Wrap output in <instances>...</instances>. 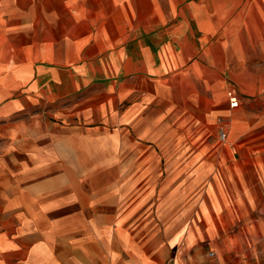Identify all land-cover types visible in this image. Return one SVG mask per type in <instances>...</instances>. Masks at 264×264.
Segmentation results:
<instances>
[{"label":"crops","instance_id":"0c3cea01","mask_svg":"<svg viewBox=\"0 0 264 264\" xmlns=\"http://www.w3.org/2000/svg\"><path fill=\"white\" fill-rule=\"evenodd\" d=\"M166 84L186 124L264 135V0H0V264H181L205 233L264 228V167L224 194L209 147L178 176L141 141Z\"/></svg>","mask_w":264,"mask_h":264},{"label":"rangeland","instance_id":"374dc122","mask_svg":"<svg viewBox=\"0 0 264 264\" xmlns=\"http://www.w3.org/2000/svg\"><path fill=\"white\" fill-rule=\"evenodd\" d=\"M243 10H245V7ZM170 90L171 84H166V90L159 91L157 107L159 112H165L166 114L167 110H171L169 111L171 112L169 122L151 133H143L141 141L144 144L147 143L153 146V154L159 157L158 160H160V157L163 158L166 154L171 153V173L180 171L177 175L181 176V173H184L188 167H192L191 174L198 175L195 168L197 165L202 164L198 161L203 157L204 150L209 147V151H213L215 155L220 156V162L218 161L217 166H210L209 171L213 172L212 176L214 178L211 182L213 184L214 182L218 183V187L224 191V194H230L234 188L240 186V180L231 181V177L237 174L236 171L239 167L237 165L249 167L251 169H248L250 174L256 168L264 167V148L257 147L262 144H259V142L255 144L253 141L254 138H264L262 128L255 130L256 126L251 129H247V126H245L244 130H231L229 129L230 126H226L228 133L225 131L226 138L221 141L218 137L219 130L224 126L220 118L221 115L212 117L209 122L205 117L199 116L197 119L193 118L192 124H186L183 116L184 109L181 107L183 103L178 104V102L171 100ZM228 91L238 94L234 87H230L226 93ZM181 100L183 101V99ZM254 109L256 110L254 112L263 110L264 102H261V105L254 107ZM247 112L249 114L251 111ZM165 143H168V148H165ZM204 161L206 160H202V162ZM205 166L208 165L205 164ZM163 168V164H159L157 170L165 171V168ZM220 175L222 176L220 177ZM171 178V196L173 194L182 195V191H179L178 188L183 181L174 180L173 178H176L174 176H171ZM161 182L159 180V184ZM175 183L179 184L176 189L173 186ZM230 197L227 196L226 199L229 200ZM172 200L173 198H171V202ZM196 229L201 233L199 227ZM222 233L224 234L223 241H221V238L217 239V237L205 233L204 237L200 238L196 244H188L189 251L194 255L190 258L192 262L186 260L185 263L184 259L181 264H264L263 227H255L250 230L247 227L238 226L235 221L234 224L225 226ZM200 235L202 236V234ZM184 247L185 243L182 245V251H184ZM211 252L213 253L212 256H210Z\"/></svg>","mask_w":264,"mask_h":264},{"label":"built area","instance_id":"2783aa9c","mask_svg":"<svg viewBox=\"0 0 264 264\" xmlns=\"http://www.w3.org/2000/svg\"><path fill=\"white\" fill-rule=\"evenodd\" d=\"M226 97L228 99V105L231 109L238 107L239 96H238V94H236V92L228 91L226 93ZM218 137H219V140H221V141H224L226 138V132L222 128L219 130ZM212 255H213V253L211 252L210 256H212ZM165 264H174V263L169 261V262H166Z\"/></svg>","mask_w":264,"mask_h":264}]
</instances>
